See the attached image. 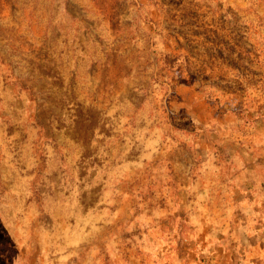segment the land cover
I'll use <instances>...</instances> for the list:
<instances>
[{
    "label": "rangeland",
    "instance_id": "rangeland-1",
    "mask_svg": "<svg viewBox=\"0 0 264 264\" xmlns=\"http://www.w3.org/2000/svg\"><path fill=\"white\" fill-rule=\"evenodd\" d=\"M0 264H264V0H0Z\"/></svg>",
    "mask_w": 264,
    "mask_h": 264
}]
</instances>
